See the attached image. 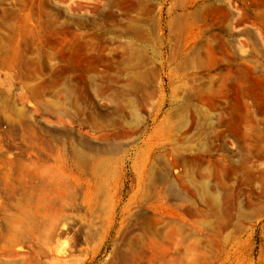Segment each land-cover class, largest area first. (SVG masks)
Listing matches in <instances>:
<instances>
[{
  "label": "rangeland",
  "instance_id": "rangeland-1",
  "mask_svg": "<svg viewBox=\"0 0 264 264\" xmlns=\"http://www.w3.org/2000/svg\"><path fill=\"white\" fill-rule=\"evenodd\" d=\"M0 264H264V0H0Z\"/></svg>",
  "mask_w": 264,
  "mask_h": 264
},
{
  "label": "bare ground",
  "instance_id": "bare-ground-1",
  "mask_svg": "<svg viewBox=\"0 0 264 264\" xmlns=\"http://www.w3.org/2000/svg\"><path fill=\"white\" fill-rule=\"evenodd\" d=\"M27 218L25 216H19L16 218V223L12 225V229L18 228L21 224L25 223Z\"/></svg>",
  "mask_w": 264,
  "mask_h": 264
}]
</instances>
